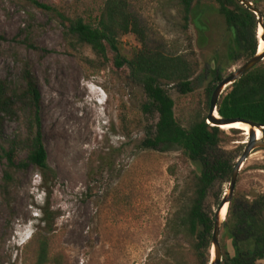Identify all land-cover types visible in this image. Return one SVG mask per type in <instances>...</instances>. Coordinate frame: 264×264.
<instances>
[{"label": "rangeland", "instance_id": "rangeland-1", "mask_svg": "<svg viewBox=\"0 0 264 264\" xmlns=\"http://www.w3.org/2000/svg\"><path fill=\"white\" fill-rule=\"evenodd\" d=\"M36 1L54 10L40 9L28 0H0V77L16 82L29 65L39 80L45 146L49 165L57 173L50 201L55 232L39 227V208L46 196L38 170L15 174L11 205L3 206L0 196V264H36L26 247L38 230L54 239L52 255L59 256L60 264H154L175 209L174 192L200 170L179 150L143 148L159 116L144 111L148 99L143 87L127 67H116L114 54L101 66L89 49L75 52L67 43L61 15L82 14L85 6L76 5L85 2ZM256 4L264 14V0ZM131 9L149 29L153 47L175 45L198 63L191 95L181 96L175 86L164 85L184 125L189 111L205 103L207 91L215 90L245 61L227 59L231 35L213 0H200L185 33L179 6L170 0H133ZM259 32L258 24L257 41ZM140 47L134 38L122 39L124 55ZM18 128L15 121L8 122L7 135ZM225 137L210 157H224L236 165L249 137L231 131H225ZM3 175L0 163V179ZM229 186L226 181L215 185L206 204L209 212L217 211L214 198L222 200ZM253 190L264 196L263 149H256L244 163L233 197L252 202ZM220 244L223 254L234 252L224 229ZM210 252L212 258V248Z\"/></svg>", "mask_w": 264, "mask_h": 264}, {"label": "trees", "instance_id": "trees-1", "mask_svg": "<svg viewBox=\"0 0 264 264\" xmlns=\"http://www.w3.org/2000/svg\"><path fill=\"white\" fill-rule=\"evenodd\" d=\"M36 7L54 9L36 0H28ZM85 2L82 14L73 17L61 15L66 26L65 39L72 49H89L104 66L109 54H114L118 68L127 67L131 77L143 87L147 96L144 111L158 114L154 130L146 134L144 149L170 152L179 150L193 162L199 172L190 175L174 192L175 209L170 214L162 244L163 251L154 264H210L215 213L207 210L211 191L218 182H230L235 165L228 159L211 158V153L226 141L225 131L208 124L214 89L207 91L205 103L193 108L185 117L184 125L175 114L176 103L164 85L175 86L181 96L194 92L193 79L198 63L187 53H180L176 46H152L151 34L138 13L132 11L133 0H78ZM179 6L181 31L189 30L193 9L200 0H170ZM225 20L226 31L231 35L227 59L231 62L249 61L259 50L256 40L257 16L239 0H213ZM257 7V0H248ZM249 31H253L250 35ZM134 38L140 49L133 55L122 53V39ZM2 39V37H0ZM259 43V44H258ZM37 51L48 53L32 45ZM216 80L220 81L217 76ZM228 90V89H227ZM42 93L39 80L26 65L16 82L0 77V179L2 205H11L12 185L15 174L29 168L38 170L40 187L45 202L39 208V227L54 233L55 211L51 197L57 173L49 165L42 123ZM224 119H242L264 126V64L260 62L223 94L217 107ZM181 120V121H180ZM15 121L19 128L7 135L6 125ZM235 134L243 133L232 129ZM214 200L221 203L217 195ZM237 208L236 215H233ZM227 219L222 230L231 241L233 253L223 254L222 264H264V196L254 201L234 198L229 204ZM201 226L205 231H201ZM51 236L38 230L26 247L36 264H60L58 255H52ZM187 253V254H186ZM234 254V255H233Z\"/></svg>", "mask_w": 264, "mask_h": 264}, {"label": "water", "instance_id": "water-1", "mask_svg": "<svg viewBox=\"0 0 264 264\" xmlns=\"http://www.w3.org/2000/svg\"><path fill=\"white\" fill-rule=\"evenodd\" d=\"M239 1L241 2V4H243L245 7L250 9V11H252L257 16L259 25L263 29V34L261 35V39L264 41V16H263L262 11L259 8L254 7L253 3L249 2L248 0H239ZM262 61H264V52L259 53L258 51L256 56H254L252 59L244 63L239 69L234 71L228 77L223 79L217 85V87L215 88L213 92L210 110H209V114L207 117L208 124H211L214 127H219L221 129L224 126H230V125L237 124V123L248 125L249 126V132H248L249 140H248V143H246V148L242 156L239 158V160L237 161L234 167L233 174L230 180L229 192L224 195L215 213V224H214L213 240H212L213 256L211 258L210 264H222L223 262V252H222V247L220 244V235H221L223 223L226 221V217L222 219L221 213L225 205L230 204L233 199L239 173L244 163L247 161V159L256 149L264 150V126L250 123L242 119L222 118L219 115L218 110H217L218 101L229 86H232L234 83L239 81L244 75H246L249 71H251L255 66H257ZM257 130H260L262 132L263 139L261 140L258 139ZM252 196L254 198H257L258 193L255 190H253ZM201 231L202 232L205 231L204 226H201Z\"/></svg>", "mask_w": 264, "mask_h": 264}, {"label": "bare ground", "instance_id": "bare-ground-1", "mask_svg": "<svg viewBox=\"0 0 264 264\" xmlns=\"http://www.w3.org/2000/svg\"><path fill=\"white\" fill-rule=\"evenodd\" d=\"M262 34H263V29L260 27L259 35H262ZM259 38H261V37H259ZM262 52H264V41L261 39L260 44H259V53H262ZM232 129H239L240 131L242 130L244 132V135H248V132H249V126L242 124V123H237V124H233L230 126H224L222 128V130H224V131H231ZM257 136H258V139H260V140L262 139L263 134L260 130H257ZM228 208H229V205L226 204L222 210V213H221L222 219H224L226 217Z\"/></svg>", "mask_w": 264, "mask_h": 264}, {"label": "flooded vegetation", "instance_id": "flooded-vegetation-1", "mask_svg": "<svg viewBox=\"0 0 264 264\" xmlns=\"http://www.w3.org/2000/svg\"><path fill=\"white\" fill-rule=\"evenodd\" d=\"M255 7V6H254ZM263 13V12H262ZM263 16H264V14H263ZM258 20V19H257ZM247 61H245V63H246ZM236 71V70H235ZM216 78H217V76H216ZM221 82V81H220ZM252 194V193H251ZM261 196H259L258 195V197L257 198H255V199H258V198H260Z\"/></svg>", "mask_w": 264, "mask_h": 264}]
</instances>
